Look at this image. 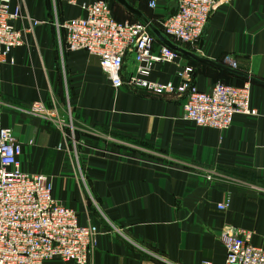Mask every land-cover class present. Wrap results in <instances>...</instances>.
<instances>
[{
  "label": "crops",
  "instance_id": "1",
  "mask_svg": "<svg viewBox=\"0 0 264 264\" xmlns=\"http://www.w3.org/2000/svg\"><path fill=\"white\" fill-rule=\"evenodd\" d=\"M95 1L117 22H140L114 0H21L13 26L22 44L0 66V128L20 146L18 170L46 176L52 198L93 231L85 264H223L224 226L264 249V117L201 128L181 118L176 97L114 90L96 57L67 51L54 28ZM124 1L150 24L175 9L173 0L154 10ZM167 40L191 56L153 65L151 80L176 82L188 66L199 91L247 83L250 106L264 108V0H227L192 47ZM132 67L126 58L123 74ZM34 102L48 116L30 113Z\"/></svg>",
  "mask_w": 264,
  "mask_h": 264
},
{
  "label": "built area",
  "instance_id": "2",
  "mask_svg": "<svg viewBox=\"0 0 264 264\" xmlns=\"http://www.w3.org/2000/svg\"><path fill=\"white\" fill-rule=\"evenodd\" d=\"M160 0H147L154 10ZM227 0H173L174 12L158 20L160 34L192 47L201 38L210 15ZM74 4V0H67ZM85 16L54 22L67 51H84L96 57L98 68L114 90H144L154 96L170 95L180 100L181 118L201 128L227 130L234 115L264 117L249 103V86L213 83L199 91L192 83V71L182 66L176 82L150 79L155 64H173L178 53L158 44L141 22L115 21L105 1L80 4ZM22 17L21 0H0V66L13 48L22 44L21 33L13 26ZM36 22H33V25ZM133 67L123 74L125 59ZM224 64L235 69L225 56ZM42 106L34 102L29 112L40 115ZM48 116V115H46ZM20 146L8 128H0V264H85L93 244V231L77 223L74 210L51 196V183L41 174L18 170ZM209 180V177H206ZM228 201L216 206L224 210ZM224 251L223 264H264V249L250 244L248 232L224 226L218 234ZM202 264H208L204 262Z\"/></svg>",
  "mask_w": 264,
  "mask_h": 264
},
{
  "label": "water",
  "instance_id": "3",
  "mask_svg": "<svg viewBox=\"0 0 264 264\" xmlns=\"http://www.w3.org/2000/svg\"><path fill=\"white\" fill-rule=\"evenodd\" d=\"M114 1H116L119 5H121L128 13L136 16L141 23L145 24L147 26V28L149 29L150 33L153 35V37L161 45L169 48L170 50H172L178 54L191 56L189 53L185 52L182 49H179L177 46L173 45L166 38H164L155 27H153L138 11H136L131 6H129L124 0H114Z\"/></svg>",
  "mask_w": 264,
  "mask_h": 264
},
{
  "label": "rangeland",
  "instance_id": "4",
  "mask_svg": "<svg viewBox=\"0 0 264 264\" xmlns=\"http://www.w3.org/2000/svg\"><path fill=\"white\" fill-rule=\"evenodd\" d=\"M152 24V23H151ZM153 26H155L156 28H159V25H158V23H154V24H152Z\"/></svg>",
  "mask_w": 264,
  "mask_h": 264
},
{
  "label": "trees",
  "instance_id": "5",
  "mask_svg": "<svg viewBox=\"0 0 264 264\" xmlns=\"http://www.w3.org/2000/svg\"><path fill=\"white\" fill-rule=\"evenodd\" d=\"M156 29H157L158 31H160L159 28H156ZM155 41H157V40L155 39Z\"/></svg>",
  "mask_w": 264,
  "mask_h": 264
}]
</instances>
